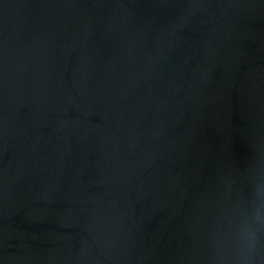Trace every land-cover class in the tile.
Instances as JSON below:
<instances>
[{
	"label": "water",
	"instance_id": "95a60500",
	"mask_svg": "<svg viewBox=\"0 0 264 264\" xmlns=\"http://www.w3.org/2000/svg\"><path fill=\"white\" fill-rule=\"evenodd\" d=\"M0 264H264V0H0Z\"/></svg>",
	"mask_w": 264,
	"mask_h": 264
},
{
	"label": "clouds",
	"instance_id": "9594fccd",
	"mask_svg": "<svg viewBox=\"0 0 264 264\" xmlns=\"http://www.w3.org/2000/svg\"><path fill=\"white\" fill-rule=\"evenodd\" d=\"M260 217L257 216V220L259 221ZM243 233L245 236H254V231L252 230L250 225H246L245 228L243 229Z\"/></svg>",
	"mask_w": 264,
	"mask_h": 264
}]
</instances>
